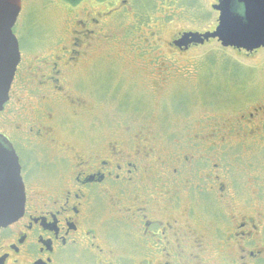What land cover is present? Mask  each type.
<instances>
[{"label":"rangeland","instance_id":"1","mask_svg":"<svg viewBox=\"0 0 264 264\" xmlns=\"http://www.w3.org/2000/svg\"><path fill=\"white\" fill-rule=\"evenodd\" d=\"M218 1L85 0L73 6L22 0L14 32L23 61L0 132L26 150L18 154L24 165L40 161L43 170V162L64 159L65 177L74 157L66 146L103 149L116 142L131 154L147 147L158 152L155 161L173 167L188 158L197 170L187 194L191 208L201 210L205 196V221L222 238L240 218L261 216L264 223V131L260 126L256 143L241 142L236 124L264 105V50L248 54L215 40L189 51L173 45L182 33L214 31ZM75 31L89 40L76 41ZM51 73L60 82L52 85ZM36 149L44 154L35 158L30 151ZM159 166L152 172L162 173ZM259 238L264 241V227Z\"/></svg>","mask_w":264,"mask_h":264},{"label":"flooded vegetation","instance_id":"2","mask_svg":"<svg viewBox=\"0 0 264 264\" xmlns=\"http://www.w3.org/2000/svg\"><path fill=\"white\" fill-rule=\"evenodd\" d=\"M74 34L76 41L89 40L83 33ZM184 34L173 42L178 50L202 46L179 48ZM70 53L83 59L74 48ZM53 73L48 76L52 85L60 82ZM236 124L240 135L244 134L241 142L256 143L261 139L260 128L264 131V105L241 115ZM0 135L13 142L12 136ZM12 146L19 157L26 202L23 216L0 229V264H264V241L254 240L264 227L261 216L240 218L222 238L216 226L206 222L205 196L198 201L201 210L191 208L192 198L187 194L197 170L188 158L176 159L175 167L158 159L157 170L162 173L156 174L152 171L158 165L154 159L158 152L152 148H137L131 154L116 142L103 149L66 146L74 157L68 159L71 174L65 177L64 159L49 165L43 162L41 170L40 161H35V167L24 165L20 148ZM38 149L29 150L35 158L44 154ZM20 150L26 155L25 149ZM211 239L215 247L210 249Z\"/></svg>","mask_w":264,"mask_h":264},{"label":"water","instance_id":"3","mask_svg":"<svg viewBox=\"0 0 264 264\" xmlns=\"http://www.w3.org/2000/svg\"><path fill=\"white\" fill-rule=\"evenodd\" d=\"M213 10L219 13L214 32L186 33L179 48L204 45L218 40L223 48L253 53L264 48V0H220ZM22 12V0H0V113L10 99L11 87L21 62L19 41L14 29ZM25 185L19 157L7 138L0 135V229L24 214Z\"/></svg>","mask_w":264,"mask_h":264},{"label":"trees","instance_id":"4","mask_svg":"<svg viewBox=\"0 0 264 264\" xmlns=\"http://www.w3.org/2000/svg\"><path fill=\"white\" fill-rule=\"evenodd\" d=\"M67 4L69 5H78L80 4L81 2L85 1V0H64Z\"/></svg>","mask_w":264,"mask_h":264}]
</instances>
